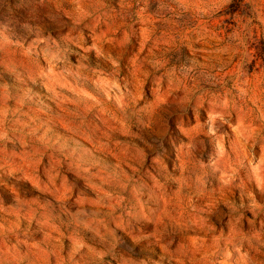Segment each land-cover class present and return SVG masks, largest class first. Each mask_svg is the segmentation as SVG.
<instances>
[{"label": "clouds", "instance_id": "obj_1", "mask_svg": "<svg viewBox=\"0 0 264 264\" xmlns=\"http://www.w3.org/2000/svg\"><path fill=\"white\" fill-rule=\"evenodd\" d=\"M262 56L264 0H0V264H264Z\"/></svg>", "mask_w": 264, "mask_h": 264}, {"label": "rangeland", "instance_id": "obj_2", "mask_svg": "<svg viewBox=\"0 0 264 264\" xmlns=\"http://www.w3.org/2000/svg\"><path fill=\"white\" fill-rule=\"evenodd\" d=\"M258 64L260 68H264V56H262L259 60H258ZM259 70V69H258Z\"/></svg>", "mask_w": 264, "mask_h": 264}]
</instances>
